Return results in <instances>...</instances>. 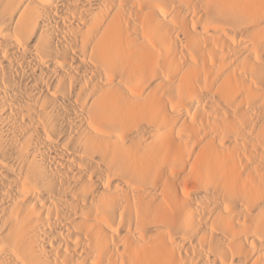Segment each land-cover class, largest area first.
<instances>
[{
    "label": "bare ground",
    "instance_id": "bare-ground-1",
    "mask_svg": "<svg viewBox=\"0 0 264 264\" xmlns=\"http://www.w3.org/2000/svg\"><path fill=\"white\" fill-rule=\"evenodd\" d=\"M0 264H264V0H0Z\"/></svg>",
    "mask_w": 264,
    "mask_h": 264
}]
</instances>
